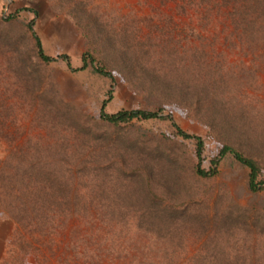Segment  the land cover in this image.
Here are the masks:
<instances>
[{
    "label": "rangeland",
    "instance_id": "obj_1",
    "mask_svg": "<svg viewBox=\"0 0 264 264\" xmlns=\"http://www.w3.org/2000/svg\"><path fill=\"white\" fill-rule=\"evenodd\" d=\"M174 123L264 182V0H0V264H264V189Z\"/></svg>",
    "mask_w": 264,
    "mask_h": 264
},
{
    "label": "trees",
    "instance_id": "obj_2",
    "mask_svg": "<svg viewBox=\"0 0 264 264\" xmlns=\"http://www.w3.org/2000/svg\"><path fill=\"white\" fill-rule=\"evenodd\" d=\"M250 24L254 25L255 23L251 22ZM256 27H257L256 29L258 31H261L260 29H262V27H260L258 23H257ZM30 31L32 34V38L35 42L37 57L39 58V60L41 62L51 63V62H56L58 60H63L67 63L68 67L71 68L74 72H80V71L86 70L89 67L88 61H89V59H91V61H92L91 66H92L94 73H96L102 77H107V78L111 79L112 81H114L113 74L111 72H109L107 69H105L104 67L95 64L96 60L89 55H88V57L86 56L84 58L83 66L80 68H76V69L72 68L70 58L67 55H62L59 58H53V57L48 56L44 50L41 39L33 31L32 27L30 28ZM110 95H111V93H110ZM109 100H111V97L109 98ZM109 100H106L103 102V106H102V110H101V120L103 122H106L109 124H119V123L131 121L134 119L151 120V119H158V118H161V119H171L172 118L170 115L163 116V115H160V113L146 112V111H140V110H132V111L122 110V111L115 113V114H107L105 112V108H106ZM174 127L176 128L178 134L180 136H182L183 138H185V139L195 138V140L197 142V157H198V166H197V171H196L197 175H199L200 177H208V176L213 175V173L215 172V168L219 164V161L221 159H223L225 156H227L228 154H230L236 159V161L239 164H241L242 166H244L250 170L249 189L253 192H257V191L261 190L262 188L264 189V182L259 181L260 167L255 162V160L249 158L243 152H241L240 150H238L232 146L224 145L220 151L219 156L212 163L213 164V170L210 172H207L204 169H202L203 153H204V149H205V143H204L203 139L200 137L191 136V135L185 133L175 123H174ZM82 195L83 194L81 193V191H71L69 198H73V201L70 200L67 204L68 205L69 204L70 205L76 204V206H84L85 203H83V201H82L83 200ZM86 262H90V261L87 260ZM91 262H94V260H92Z\"/></svg>",
    "mask_w": 264,
    "mask_h": 264
}]
</instances>
